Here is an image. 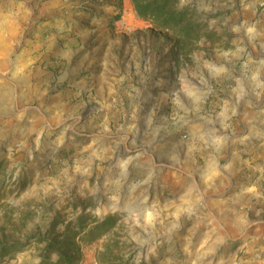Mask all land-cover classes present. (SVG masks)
<instances>
[{"label":"rangeland","instance_id":"rangeland-1","mask_svg":"<svg viewBox=\"0 0 264 264\" xmlns=\"http://www.w3.org/2000/svg\"><path fill=\"white\" fill-rule=\"evenodd\" d=\"M173 1L0 0V264H264V0Z\"/></svg>","mask_w":264,"mask_h":264},{"label":"trees","instance_id":"trees-1","mask_svg":"<svg viewBox=\"0 0 264 264\" xmlns=\"http://www.w3.org/2000/svg\"><path fill=\"white\" fill-rule=\"evenodd\" d=\"M135 8L139 14L145 18L152 19L156 26L162 28H178L184 24L187 17V12L184 9H178L174 6L173 0H133ZM188 31V35H191L197 26L189 24L186 27L183 26V30ZM182 31V30H181ZM88 216L81 214L76 221H71L64 230L67 239L70 241L75 240L80 234L82 240H88L90 242L99 239L104 233L110 230L115 223V216H109L104 220H94L88 222ZM86 229H88L86 231ZM68 234V235H67ZM71 234V235H70ZM63 240H58L53 243L49 241L46 249L52 250L53 244L59 246ZM67 241V240H65ZM12 247V245H10ZM8 248V247H6ZM58 253V259L55 261L50 260L48 257H44L41 264H80L83 261V253L81 251V245L69 247L68 249H55ZM123 255L115 248L108 247L105 251L99 252L97 255L98 264H129V262H123Z\"/></svg>","mask_w":264,"mask_h":264},{"label":"bare ground","instance_id":"bare-ground-1","mask_svg":"<svg viewBox=\"0 0 264 264\" xmlns=\"http://www.w3.org/2000/svg\"><path fill=\"white\" fill-rule=\"evenodd\" d=\"M256 185V184H255Z\"/></svg>","mask_w":264,"mask_h":264}]
</instances>
